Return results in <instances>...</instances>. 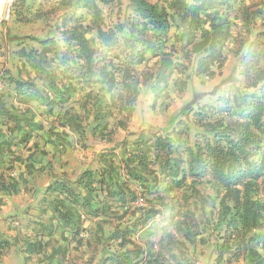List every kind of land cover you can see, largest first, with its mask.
Instances as JSON below:
<instances>
[{
	"label": "trees",
	"instance_id": "1",
	"mask_svg": "<svg viewBox=\"0 0 264 264\" xmlns=\"http://www.w3.org/2000/svg\"><path fill=\"white\" fill-rule=\"evenodd\" d=\"M39 1L12 15L45 17ZM113 2L80 0L44 36L0 22V211L50 175L37 217L0 232V260L22 243L34 264H185L214 234L219 263L264 264V0H130L123 20ZM229 52L242 82L223 102L129 132L66 177L63 156L126 131L146 85L154 107L192 74L214 78Z\"/></svg>",
	"mask_w": 264,
	"mask_h": 264
},
{
	"label": "rangeland",
	"instance_id": "2",
	"mask_svg": "<svg viewBox=\"0 0 264 264\" xmlns=\"http://www.w3.org/2000/svg\"><path fill=\"white\" fill-rule=\"evenodd\" d=\"M32 1V0H27ZM37 1V0H36ZM130 0H114L111 7L107 8V12L111 20H123L127 12V6ZM262 0H246L249 5H255ZM11 2V3H10ZM40 3H34L41 6L42 10L47 13L45 17H39L31 11L24 12L22 20L13 16L12 6L15 3H21V0H0V22L6 20V26L10 28V32L18 35H34L44 36L50 25L55 26L57 18L70 13L76 9L75 5L80 0H70L69 2H60L59 0H40ZM10 3V5H9ZM9 5V7H8ZM34 7V8H35ZM9 8V9H8ZM8 9V11H7ZM242 78L239 75L237 66V57L234 53L229 52L228 59L221 70L214 78L200 77L195 74L190 76L188 84L184 92L177 89H171L163 98L157 101L154 107L150 105L151 93L148 85L144 87L142 94L136 105V111L133 120L129 123L126 131H118L114 139L109 141L96 140L89 137L87 147H77L66 153L62 161L66 164V177L70 180L76 179L86 167H95V156L103 151L110 150L113 146L123 140L129 132H139L143 129L152 127L159 131H167L173 127L182 118L186 119L187 115L193 110L198 111L200 107L206 103L218 104L222 101L221 95L223 90L235 91L238 85H241ZM231 84V86H229ZM227 96V95H225ZM190 104H193L190 108ZM189 105V106H188ZM53 171L61 174L60 163L56 162ZM50 180V175L45 174L37 177L32 186L36 193L21 192L20 194L10 197L6 200L5 205L0 211V232L5 237L13 239L31 223V220L37 217L38 204L43 197V186ZM138 202L143 203L144 199L139 198ZM151 237L146 234L145 239ZM161 233L152 235L151 240L158 241ZM22 243L19 244V246ZM19 246H13L8 253L0 260V264H34V262H26L24 254ZM158 249V247H156ZM190 260L185 264H230L227 262V256L219 263L216 252V237L210 234L206 244H197L189 247ZM232 264H247V261Z\"/></svg>",
	"mask_w": 264,
	"mask_h": 264
},
{
	"label": "bare ground",
	"instance_id": "3",
	"mask_svg": "<svg viewBox=\"0 0 264 264\" xmlns=\"http://www.w3.org/2000/svg\"><path fill=\"white\" fill-rule=\"evenodd\" d=\"M10 3H11V2H10ZM10 3H9V5H10ZM9 5H8V6H9Z\"/></svg>",
	"mask_w": 264,
	"mask_h": 264
},
{
	"label": "water",
	"instance_id": "4",
	"mask_svg": "<svg viewBox=\"0 0 264 264\" xmlns=\"http://www.w3.org/2000/svg\"><path fill=\"white\" fill-rule=\"evenodd\" d=\"M9 7V6H8ZM9 9V8H8ZM8 9H7V11H8Z\"/></svg>",
	"mask_w": 264,
	"mask_h": 264
}]
</instances>
